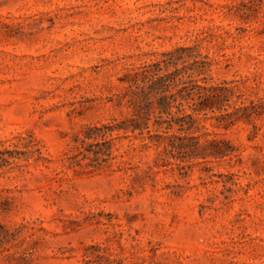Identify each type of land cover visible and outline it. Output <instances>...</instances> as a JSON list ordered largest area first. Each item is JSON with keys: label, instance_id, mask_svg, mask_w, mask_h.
Segmentation results:
<instances>
[{"label": "rangeland", "instance_id": "374dc122", "mask_svg": "<svg viewBox=\"0 0 264 264\" xmlns=\"http://www.w3.org/2000/svg\"><path fill=\"white\" fill-rule=\"evenodd\" d=\"M179 46L264 103V0H0V158L40 150L0 168V264H264V115L202 119L239 156L185 171L133 136L109 167L72 159L128 115L120 79Z\"/></svg>", "mask_w": 264, "mask_h": 264}, {"label": "trees", "instance_id": "16d2710c", "mask_svg": "<svg viewBox=\"0 0 264 264\" xmlns=\"http://www.w3.org/2000/svg\"><path fill=\"white\" fill-rule=\"evenodd\" d=\"M211 71V61L196 46H179L125 74L117 106L126 108L128 115L85 128L75 140L79 147L72 159L77 165L88 160L95 167H109L117 159L112 150L115 141L131 136L149 141L144 147L162 148L160 167L185 171L194 163L237 158L238 149L230 141L198 135L205 130L202 119H213L217 128L229 130L264 115V103L246 105L239 82L216 83ZM31 151L15 156L8 152V158H0V168L10 166L11 159H20L18 155H40L37 148Z\"/></svg>", "mask_w": 264, "mask_h": 264}]
</instances>
